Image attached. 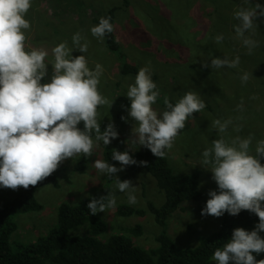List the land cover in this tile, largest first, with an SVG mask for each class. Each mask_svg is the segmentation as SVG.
Returning a JSON list of instances; mask_svg holds the SVG:
<instances>
[{
	"label": "rangeland",
	"instance_id": "1",
	"mask_svg": "<svg viewBox=\"0 0 264 264\" xmlns=\"http://www.w3.org/2000/svg\"><path fill=\"white\" fill-rule=\"evenodd\" d=\"M250 2L264 5V0ZM241 4L242 0H32V7L25 17L31 24L26 30V44L30 48L48 50L46 59L50 62L53 47L64 41L72 47L73 34H81V42L88 43L85 56L90 69H94L96 64L103 67L98 89L109 101H113L111 107L104 105L98 108L101 131L109 122H114L119 138L107 146L99 142L91 157L80 155L63 161L54 172L59 186L46 185L35 194L42 206L41 211L11 216L17 227L11 238L12 244L28 245L47 236L57 226L60 204H81L97 194L104 185L108 186L109 192L116 193L117 203L115 208L96 214L106 225L105 232L100 236L102 241L122 234L131 237L137 246L150 250L158 247L156 238L165 233L179 249H194L201 238L221 228L224 215L219 218L201 216V210L209 199L208 191L217 189L211 179L212 174L199 165L200 153L218 138L215 130L211 129V122L231 118L233 124L225 139L231 140L236 136L246 138L252 134L253 152L256 142L264 139V18L256 20L258 27L253 37L260 42V46L248 55L242 43L233 38V24L236 23L233 15ZM112 8L116 9L113 32L121 53L136 72L141 67L150 66L152 79L160 92L158 99L168 98L175 104L185 92L195 91L208 104L207 108L188 118L185 128L165 156L173 174L197 176L202 198L197 202L182 203L167 218L164 227L156 225L149 213L144 217L116 215L120 205L145 210L149 201L156 206L163 204L164 195L143 167L127 166L124 171L115 174L119 178L126 176L135 186L137 203L132 205L127 202L126 194L116 189L115 178L110 184H105V174L97 172L92 165L97 158L104 160L106 147L121 152L127 150L124 141L129 138L134 124L130 118L127 122L122 121L121 116L128 115L130 102L125 93L127 86L134 83L135 75L122 76L117 56L109 51L104 38L100 41L90 31L92 26L97 25L94 19ZM221 33L225 39L217 44L214 38ZM82 54L78 50L72 52L73 56ZM210 54L229 59L239 55L240 65L237 69L202 67L204 62L210 65ZM243 72L251 75L249 81L242 85L240 75ZM241 101L242 111L237 109ZM153 108L157 112L164 111L158 102ZM136 150L147 149L141 146ZM133 153L129 154L133 156ZM79 158L86 159L81 172L76 171ZM261 163L264 164V158H261ZM115 166L119 168V162L115 161ZM16 195L17 190L0 187V208ZM136 226L141 227L137 237L129 233ZM86 230V226L79 227L71 230L70 234L83 236L87 234ZM260 235L264 237V232ZM253 255L258 259L264 257V253ZM208 264H215V261L211 258Z\"/></svg>",
	"mask_w": 264,
	"mask_h": 264
},
{
	"label": "clouds",
	"instance_id": "2",
	"mask_svg": "<svg viewBox=\"0 0 264 264\" xmlns=\"http://www.w3.org/2000/svg\"><path fill=\"white\" fill-rule=\"evenodd\" d=\"M31 7L32 0H0V187L13 191L35 187L63 161L80 155L91 157L99 142L107 146L119 138L114 122L101 131L98 108L111 107L113 101L98 89L103 67L96 64L90 69L85 56L88 43H82L83 37L77 32L72 36V47L64 41L51 49L53 59L48 62V50L26 44V30L31 24L25 17ZM258 18H264V5L259 2L253 5L250 0H242L233 15L236 21L233 38L242 43L248 55L260 46L253 38ZM110 19L101 17L90 29L92 36L102 41L106 33H112L114 25ZM214 39L219 44L225 36L221 33ZM73 50L83 54L73 56ZM209 59L210 65L204 62L202 67L212 70L237 69L241 60L239 55L229 59L212 54ZM250 75L248 72L240 75L242 85L249 81ZM125 95L130 107L128 115L121 116V120L127 122L130 118L134 124L124 141L127 150H112L111 158L120 167L99 158L92 165L97 172L115 178L116 189L126 194L129 204L135 205L136 188L132 181H121L115 174L127 166L146 167L147 161H137L129 153L142 146L155 157L165 158L188 118L202 111L206 104L198 93L187 91L174 105L165 99L166 110L157 112L153 105L160 92L150 66L139 69ZM237 109L243 110V101ZM232 124L231 118L213 120L211 129L218 138L200 153L199 165L212 174L211 179L217 185L216 190L208 191L209 199L201 216L219 218L225 213L236 216L242 210L255 214L258 223L253 230L233 229L231 239L216 248L212 260L215 264H264V259L257 260L253 255L264 253V237L260 235L264 232V164L261 163L264 139L256 142L254 152L252 134L226 140ZM116 203V193L109 192L99 199H90L87 208L91 215H96L115 208Z\"/></svg>",
	"mask_w": 264,
	"mask_h": 264
},
{
	"label": "trees",
	"instance_id": "3",
	"mask_svg": "<svg viewBox=\"0 0 264 264\" xmlns=\"http://www.w3.org/2000/svg\"><path fill=\"white\" fill-rule=\"evenodd\" d=\"M115 11V8L110 9L106 14L94 19V22L98 24L101 17H110V22L114 24ZM104 40L109 51L117 56L120 74L136 76L138 72L121 53L114 32L106 33ZM165 99L157 100L164 110H166ZM169 102L174 105L172 101L169 100ZM111 155L112 150L106 147L103 151L104 160L115 165ZM133 157L137 161H147V166L143 168L155 179L158 190L164 195V202L156 206L149 201L145 210L120 205L117 208V216L144 217L149 213L153 216L156 225L164 227L167 218L176 212L182 203L197 202L202 198L196 175L173 174L166 158H157L148 149L134 151ZM85 165L86 159L79 158L76 162V171L81 172ZM113 179L105 175V184H110ZM119 179L128 180L126 176ZM46 185L59 186L54 173L35 187L30 186L27 190L19 188L16 197L0 208V264H45L46 262L52 264H208L216 248L222 247L231 239L233 229L240 227L247 230L258 223V217L246 210H242L236 216L225 213L221 228L210 236L201 238L200 244L194 249H179L165 233L159 234L156 238L158 247L150 250L137 246L131 237L122 234L113 235L108 240L102 241L100 236L105 232L106 225L97 215L90 214L87 204L90 199H99L109 193L108 186L104 185L97 194L87 198L81 204H60L57 226L47 236L28 245L12 244L11 238L17 227L11 216L41 211L42 206L37 202L35 194ZM84 226L87 229L86 235L70 234L71 230ZM129 233L137 237L141 233V227L136 226L130 229ZM256 259L261 260L264 257Z\"/></svg>",
	"mask_w": 264,
	"mask_h": 264
}]
</instances>
